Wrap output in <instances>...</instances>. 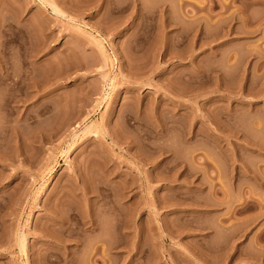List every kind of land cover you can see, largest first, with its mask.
<instances>
[{"label": "rangeland", "instance_id": "rangeland-1", "mask_svg": "<svg viewBox=\"0 0 264 264\" xmlns=\"http://www.w3.org/2000/svg\"><path fill=\"white\" fill-rule=\"evenodd\" d=\"M0 264H264V0H0Z\"/></svg>", "mask_w": 264, "mask_h": 264}, {"label": "bare ground", "instance_id": "bare-ground-1", "mask_svg": "<svg viewBox=\"0 0 264 264\" xmlns=\"http://www.w3.org/2000/svg\"><path fill=\"white\" fill-rule=\"evenodd\" d=\"M90 128H91V126L88 127V125H87V129H90ZM85 131H86V130H85ZM91 132H92V131H91ZM79 175H80V174H79ZM79 180H80V179H79ZM84 181H85V179H84ZM80 182L84 183L82 177H81V181H80ZM87 183H88V182H87ZM85 184H86V183H85ZM84 189H86V188H84ZM86 193H87V192H86ZM86 193H85V194H86ZM85 194H84V195H85ZM86 195H87V194H86ZM20 240H21V244H22V247H23V246L25 245V238H24V236H21Z\"/></svg>", "mask_w": 264, "mask_h": 264}]
</instances>
